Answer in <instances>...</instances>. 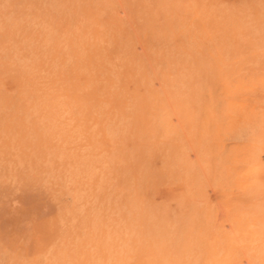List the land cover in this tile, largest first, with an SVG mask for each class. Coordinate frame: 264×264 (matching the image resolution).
Returning <instances> with one entry per match:
<instances>
[{
	"label": "rangeland",
	"instance_id": "374dc122",
	"mask_svg": "<svg viewBox=\"0 0 264 264\" xmlns=\"http://www.w3.org/2000/svg\"><path fill=\"white\" fill-rule=\"evenodd\" d=\"M120 247L264 264V0H0V264Z\"/></svg>",
	"mask_w": 264,
	"mask_h": 264
},
{
	"label": "bare ground",
	"instance_id": "6f19581e",
	"mask_svg": "<svg viewBox=\"0 0 264 264\" xmlns=\"http://www.w3.org/2000/svg\"><path fill=\"white\" fill-rule=\"evenodd\" d=\"M82 40V39H81ZM84 41V40H83ZM81 42V41H80ZM80 46V45H79ZM79 49V48H78ZM80 51V50H79ZM77 52V51H76ZM81 53H82V51H81ZM83 57V56H82ZM85 57V56H84ZM84 68H86V67H84ZM87 70V69H86ZM113 73V72H112ZM115 75V74H114ZM115 77V76H114ZM116 79V78H115ZM115 81H117V80H115ZM92 82V81H91ZM2 84V83H1ZM6 84V83H5ZM3 86V85H2ZM10 86H11V84H10ZM13 87V86H12ZM8 88V87H7ZM117 89V88H116ZM4 90H5V88H4ZM118 90V89H117ZM5 93V92H4ZM10 93V92H9ZM119 93V92H118ZM119 95V94H118ZM114 235V234H113ZM110 237V236H109ZM109 240H111V239H109ZM110 243H112L111 241H110ZM110 245H112V244H110ZM110 249H111V247H110ZM109 252V251H108ZM118 253H119V255H120V259H118L119 260V262H109V261H104L103 262V264H125V262L122 260L123 259V254H124V249H123V247H120L119 249H118ZM125 259V258H124Z\"/></svg>",
	"mask_w": 264,
	"mask_h": 264
}]
</instances>
